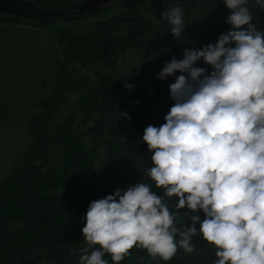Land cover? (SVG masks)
<instances>
[{"label":"trees","instance_id":"trees-1","mask_svg":"<svg viewBox=\"0 0 264 264\" xmlns=\"http://www.w3.org/2000/svg\"><path fill=\"white\" fill-rule=\"evenodd\" d=\"M80 1L39 6L55 10ZM155 2L179 14L173 22L141 15L166 28L170 51L230 47L227 58L239 74L191 87L155 74L150 60L130 69L125 89L121 68L101 63L106 55L128 60L131 44L109 41L103 21L130 8L73 19L15 17L55 34L64 55L0 178V264L31 251L66 259L80 238L111 224L138 241L98 249L99 258L120 264L140 257L159 264L187 247L264 238V50L241 51L216 3L206 13L203 0ZM243 5L264 25V0ZM193 7L205 12L194 16ZM201 16L200 27L183 25ZM166 149L172 151L166 159L154 155Z\"/></svg>","mask_w":264,"mask_h":264},{"label":"rangeland","instance_id":"rangeland-1","mask_svg":"<svg viewBox=\"0 0 264 264\" xmlns=\"http://www.w3.org/2000/svg\"><path fill=\"white\" fill-rule=\"evenodd\" d=\"M44 1L14 0L19 4L14 12L38 18L73 19L95 15L108 8L134 10H126L120 17H105L103 21L109 41L126 40L131 44L127 52L128 60H113L106 55L101 63L105 67L114 66L116 70L121 68V73L118 71L125 89L130 85L127 80L130 69L150 60L153 61L151 69L155 74L175 84L191 87L239 74L235 64L227 58L230 47L197 45L170 51L164 38L166 28L158 23L152 24L150 19L141 15L149 12L160 17L162 22H173L179 14L173 7L158 4L155 0H83L55 10L40 7L39 3ZM182 1L192 3V6L198 0ZM203 1L206 2V13L214 10L216 3L215 9L230 18L236 45L241 51L264 50V25L254 23L249 14V5H243L251 0H218V4L217 0ZM202 9L193 7L189 11L197 12L194 16H199L205 12L198 13ZM134 14L138 16L134 18ZM203 19L202 16L197 18L199 22L187 19L183 25L198 28ZM63 55V44L57 41L52 32L0 18V178L10 170L12 159L21 148L28 115L39 106L40 99L49 94L54 63ZM171 153L166 149L154 155L158 159H166ZM136 243L138 241L135 239L120 236L117 226L111 224L80 238L66 259L44 257L31 251L4 264H120L99 258L98 249L104 246L127 247ZM123 264H149V259L140 257ZM159 264H264V238L239 246L215 242L203 249L187 247L170 253Z\"/></svg>","mask_w":264,"mask_h":264},{"label":"flooded vegetation","instance_id":"flooded-vegetation-1","mask_svg":"<svg viewBox=\"0 0 264 264\" xmlns=\"http://www.w3.org/2000/svg\"><path fill=\"white\" fill-rule=\"evenodd\" d=\"M16 6L19 7V4L17 2H14V0H0V18L2 17V18H7L9 20L10 19L14 20L16 16L31 17L30 15L25 16V15H19V13H15L14 8H17Z\"/></svg>","mask_w":264,"mask_h":264}]
</instances>
